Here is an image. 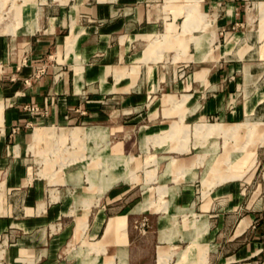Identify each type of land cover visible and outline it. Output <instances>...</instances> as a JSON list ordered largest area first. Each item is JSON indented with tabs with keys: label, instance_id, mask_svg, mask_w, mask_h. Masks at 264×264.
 <instances>
[{
	"label": "crops",
	"instance_id": "1",
	"mask_svg": "<svg viewBox=\"0 0 264 264\" xmlns=\"http://www.w3.org/2000/svg\"><path fill=\"white\" fill-rule=\"evenodd\" d=\"M186 3L0 0V264H264V0H201L191 20L177 15ZM210 119L262 126L248 146L263 139L259 171L210 186L185 134ZM62 137L84 140L70 158L128 157L132 175L107 187L70 158L51 172L42 147ZM194 147L165 156L154 197L136 193L159 149ZM34 157L45 165L31 179Z\"/></svg>",
	"mask_w": 264,
	"mask_h": 264
},
{
	"label": "rangeland",
	"instance_id": "2",
	"mask_svg": "<svg viewBox=\"0 0 264 264\" xmlns=\"http://www.w3.org/2000/svg\"><path fill=\"white\" fill-rule=\"evenodd\" d=\"M186 2L187 3L185 5L180 7V10H179L180 12L177 15L179 16V15L183 14L184 16H186V18L188 20L193 19V17L196 18L197 15L195 12H197V9L200 10L201 0H186ZM193 10H195V11L193 12ZM201 15L203 16V18H202V16H200V18L203 19L202 21H205L204 13L202 12ZM196 19H198V18H196ZM159 38H160V36H159ZM221 42H223V41H221ZM207 122L208 123L196 125V124L192 123L191 121H189L188 124H186L187 130H186L185 134H186V138H188L189 146H191V144L194 143L195 140L197 139L199 141V146H198L199 149L198 150L201 152L204 151V153H205L204 162L202 163L199 170H200V172L202 171L206 174V179L209 176V174L214 175V177L212 178V182L210 183V186L217 183V182H215V180H216L217 176L219 175V172L220 173L221 172L226 173V172L232 171V170H240L239 174H241V175L238 176L237 178H241L250 169L255 170L257 168V170L259 171V164L262 160V156L260 154V151L257 154V147L260 143H262L263 139L260 142L258 141L259 144L255 145V147L252 150L249 149L248 146L251 143L249 141L252 140V135L256 134L257 132L263 131L262 126L259 127L258 124H253L251 126L248 124V125H243L242 127H240V129L239 128L236 129V128H234L235 126H233V127L232 126H222V125H219L218 123L212 124L213 122H215L214 119H210ZM172 127L169 128L167 131H164V132L169 133L172 130V131H175V133L179 132L178 134H180V132H181V130H179V129H181L180 126L179 127L175 126L173 128ZM257 127H259L258 130H257ZM256 130H257V132H256ZM234 131L237 132L236 140L234 138L228 139L226 137L225 138L209 137V136L214 135V134H217V135L222 134V136H228L230 132H234ZM200 133H202V134H200ZM204 133H208V134L204 135ZM177 135H174L173 137H175V136L177 137ZM121 136L122 135L119 133V131L111 133L109 135V138L107 139L108 140V148H110V146L114 145V143L117 140H119L121 138ZM202 136H204V137L200 139V137H202ZM240 136H241V138H240ZM253 138L256 139L254 136H253ZM214 142H215V144H214ZM83 143H84V140L82 138L78 139L76 142L73 143L72 141L69 142L66 137H62V139H59L57 141L49 140L48 143L44 144L42 149H46V151H47L46 156L49 158V168L51 169V172H54L55 174L60 173V171H61L60 165L63 163V161H68V159L70 158L68 156V152H69L68 150L69 149L72 148L71 150H73V151L75 150L77 152L79 150L81 152L82 151L84 152V149L82 150V148H84ZM96 144H97V147L100 149V142L97 143L94 141L92 143L93 148L97 149L95 147ZM129 144L125 146V148H126L125 152L126 153L133 152V153H135V156H137L136 155L137 154L136 146H135V150H134L131 143H129ZM180 146H182V145H180ZM189 146L186 143V149L185 150H187ZM69 147H71V148H69ZM195 147H197V146H195ZM195 147L191 148L187 153H184V154L163 153V151H161L159 149L157 156L154 157V159L159 158L158 162L153 161L152 163L142 165L141 170L136 171V174L139 176L138 177L139 180L141 179L140 180V185H141L140 191L138 190L139 187L137 186L135 188L136 193L141 192L143 196H147L151 193L154 197L155 191L158 190V189L153 188L155 185L158 184V183H156L157 180H155V179L157 178V176H160L162 173H164L165 165L168 162V160H167L168 157H165V156H167V155L173 156L176 159L181 158V157H184V158L190 157L198 151L197 149H195ZM165 148H171V147L167 146ZM182 148H184V146ZM152 151H155V150L153 149ZM178 151H181V150H178ZM163 156H164V158H163ZM140 158L144 159V156L141 155ZM111 159L108 157H104L102 155H99V154H95V153L93 155L92 154L91 155H85V154L84 155H75L74 157L71 156V158H70L71 161H75L76 165H78V164L83 165L87 162L90 164L92 163L94 165V167H97L99 169L100 175H98V177L101 180H103L102 184L103 185L105 184L107 187L111 186L113 183L117 182L121 178L127 179L128 176L131 174V173H128V165L130 168L135 165V162L131 161V158H128V157L122 158L119 156H113V157H111ZM116 160L120 164H122L124 166V168H126V171L124 174H119V175L117 174L118 169H117V164L115 163ZM175 162H176V160L172 159V162L170 163L169 167H173ZM44 165L45 164L43 163V161L40 157H34V160H32V162H31V168H30V172H29L31 179H33L34 177H40V178L42 177L41 175H43V174H42L41 170L44 168ZM64 165L65 164L63 163V166ZM151 169H153L154 176L152 177V179L148 183L146 171L151 170ZM258 171H257V173H258ZM147 174H151V173L147 172ZM92 176H95V173H93ZM81 179H83V177ZM233 179H235V178H233ZM89 180H90V182L93 181L92 178H90ZM145 183H146V185H145ZM142 185H144V186H142ZM101 188L102 187H100L98 190L99 193L103 192L105 190V187H103L104 189H101ZM162 191H164V190H162ZM157 192H156V194H157Z\"/></svg>",
	"mask_w": 264,
	"mask_h": 264
}]
</instances>
